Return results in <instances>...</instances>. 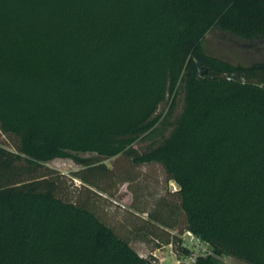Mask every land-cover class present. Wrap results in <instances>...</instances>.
Segmentation results:
<instances>
[{
	"label": "trees",
	"instance_id": "obj_1",
	"mask_svg": "<svg viewBox=\"0 0 264 264\" xmlns=\"http://www.w3.org/2000/svg\"><path fill=\"white\" fill-rule=\"evenodd\" d=\"M213 28L264 43V0H0V131L16 140L0 144V264H149L45 163L85 164L101 188L108 168L78 153L131 156L180 91L171 133L132 155L161 163L179 201L141 209L138 229L169 243L183 215L214 251L189 264H264V59L209 54Z\"/></svg>",
	"mask_w": 264,
	"mask_h": 264
},
{
	"label": "rangeland",
	"instance_id": "obj_2",
	"mask_svg": "<svg viewBox=\"0 0 264 264\" xmlns=\"http://www.w3.org/2000/svg\"><path fill=\"white\" fill-rule=\"evenodd\" d=\"M202 43L209 54L233 63L245 64L264 59V43L248 44L236 35L219 28L211 29ZM171 103L172 97L160 105L158 112L162 113V119L156 129L133 144V156L156 147L171 133L184 109V92L177 94L172 110ZM0 144L16 150V140L1 131ZM78 155L89 159V163L93 165H105L108 170L98 171L97 180L101 188L91 187L93 192H87L88 185L76 174L85 169V164L71 158H56L45 163V166L61 174L62 186L68 199L86 201L105 222L120 234L129 237L132 246L140 254H147L160 245L150 232L138 228L143 227L146 224L143 221L149 217L147 212H142L141 209L167 213L170 204L179 201V196L174 192L180 186L174 179L169 178L164 166L158 162L137 164L133 161V156L128 154L110 158L94 152ZM180 218L181 224L173 232H181L180 229L186 225L183 215ZM178 237L179 235L175 244L178 254L187 256L184 247L178 242ZM164 254L167 255L166 252ZM221 259L225 264H248L229 255L222 256Z\"/></svg>",
	"mask_w": 264,
	"mask_h": 264
},
{
	"label": "built area",
	"instance_id": "obj_3",
	"mask_svg": "<svg viewBox=\"0 0 264 264\" xmlns=\"http://www.w3.org/2000/svg\"><path fill=\"white\" fill-rule=\"evenodd\" d=\"M173 233L179 235V244L188 249L189 252H186L187 256L178 254V250L175 247L177 240L172 239L169 243L159 242L160 245L149 253L141 254L148 259L149 264H189L195 262L200 255L207 256L214 254L210 243L192 230L186 229L183 232ZM165 252L167 255L164 254Z\"/></svg>",
	"mask_w": 264,
	"mask_h": 264
}]
</instances>
